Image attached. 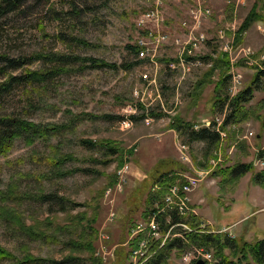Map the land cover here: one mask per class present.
Masks as SVG:
<instances>
[{
	"label": "rangeland",
	"instance_id": "1",
	"mask_svg": "<svg viewBox=\"0 0 264 264\" xmlns=\"http://www.w3.org/2000/svg\"><path fill=\"white\" fill-rule=\"evenodd\" d=\"M241 1L203 0L210 11L200 24L207 39L192 57L178 55L170 43L182 33L185 0H158L156 6L155 0H24L0 17V82L28 71L45 76L3 93L0 118L54 126L39 137L14 138L0 153V247L13 256L1 258L0 264H19L26 255L45 260L42 264L50 259L118 264L114 248L125 253L126 232L133 235L134 223H145L141 212L147 191L163 190L159 183L151 185L155 169L171 170L167 176H175L174 185L199 177L185 193L190 208L186 216H196L206 232L235 239L236 247L223 250L225 258L234 260L243 242L263 239L264 181L257 177H264L258 174H264L259 161L264 152V74L242 103L239 123L220 129L228 108L213 106L215 98H230L251 82L255 70H264L259 63L264 59V21L253 22L238 37L239 24L254 2ZM263 5L264 0L258 1L256 11L264 16ZM150 7H156L158 29L169 36L156 50L154 63L137 61L127 48L139 35L137 16ZM220 26L231 28L229 41L233 32L230 54L235 61L226 68L225 83L214 91L219 70L208 75L211 65L205 63L212 62L217 49L213 36ZM87 57L116 68L91 66L84 61ZM196 58L201 64L189 65ZM101 114L114 118L93 119ZM173 116L193 130L208 126L218 133L217 141L189 142V129L170 126ZM66 155L71 159L59 160ZM237 164H248L249 170L229 178V169ZM118 172L122 180L116 182ZM169 188L147 210L159 208ZM124 214L132 221L129 226L123 224ZM27 226L37 233L28 234ZM176 228L188 231L186 225L173 226L162 234L158 224V237L153 238L159 239L158 247L180 238ZM178 245L170 250L167 264H192L197 259L192 248L198 246L185 241ZM201 249L210 253L203 264L219 263L211 246Z\"/></svg>",
	"mask_w": 264,
	"mask_h": 264
},
{
	"label": "trees",
	"instance_id": "2",
	"mask_svg": "<svg viewBox=\"0 0 264 264\" xmlns=\"http://www.w3.org/2000/svg\"><path fill=\"white\" fill-rule=\"evenodd\" d=\"M24 0H0V17L5 15L8 12L15 11L19 8L21 3ZM260 2L262 0H254V2L251 4V8L247 11L245 16L243 17V20L239 24L238 30L236 31V35L239 37V34L246 30L253 22L255 21H264V16L256 11V3ZM228 8V7H227ZM226 8V10H227ZM238 37H236V41H238ZM127 48L131 52H135L134 48L131 45H128ZM5 58V57H3ZM60 59V58H59ZM7 63L13 62L12 60H9L7 58L4 59ZM84 61H89L91 66L94 67H108V68H116L114 64L106 63L101 60H97L95 58L87 57L84 59ZM139 61V60H137ZM208 61V60H207ZM261 65H264V59L260 60L259 62ZM17 65V64H16ZM131 64H128V66ZM211 66L208 68L207 74L210 75L214 69H218L219 73L218 76L220 78V82H216L214 84V91L218 90L220 85L222 86L229 75L225 73L226 68L228 67V62L225 60V56H217L215 58H212V62L210 64ZM14 66V65H13ZM10 66V67H13ZM125 64H121V67H124ZM255 67V66H254ZM1 71V70H0ZM1 73V72H0ZM225 73V74H224ZM264 74V70H255V72L252 74L253 78L249 84H247L244 88L241 90H238L237 93H235L230 98H227V96H223L222 98H215V101L213 103V106L216 107L217 104H225L228 108L227 114L224 116L223 120L221 121V124L219 125L220 129H223V126H225L226 123H239L243 119V111L241 110L242 103L246 102L251 96L252 92L255 89V82L258 80V78ZM44 75L40 74L35 71H28L25 74L22 75H13L9 76L4 81L0 82V96H2L3 93L9 91L12 85L19 84L21 82L25 81H42L44 80ZM209 77V76H208ZM209 82V81H208ZM216 96L218 95L216 92H214ZM138 106H140L138 104ZM94 118H114V116L107 115V114H101L94 116ZM171 127L174 128V130L179 131L181 127L184 129H189L187 134V139L189 142L192 141H202L205 142L206 145L214 144V142L218 139V133L214 132V130L210 131L208 126L207 127H201L198 130H193L191 127V124L189 122H184L180 117L173 116L171 124ZM54 126L51 125H44L39 126L34 123H30L26 120L21 119H14V118H0V153H5V151L8 149V146L12 139L24 136L25 139L27 137H39L42 132L49 131L53 129ZM182 130V129H181ZM108 150L113 151V147L108 146ZM260 157H264V152L261 153ZM70 156L66 155L60 158L59 160L62 161L64 159H69ZM71 159V158H70ZM154 170V169H153ZM249 170L248 164H237L233 167V169H229L228 171V177L232 178L230 176L231 174H234L235 176L238 174L243 173L244 171ZM71 171H67L64 173H70ZM156 173L151 177V185L154 184V186L159 183L160 187L163 188V190L159 191H153L152 189L147 191V197H146V205L145 208L141 212V216L144 219V222L146 223L148 220L147 218L151 216V214H154L155 222L157 225L159 224L160 232L163 234L165 231L169 230V227L171 225L182 223L186 225L188 231H184L180 228H176L177 230H181L180 238L175 237L173 240H168L164 242L161 246L158 247L159 239L157 240H150L149 247H148V253L150 255L142 261L141 264H167L168 255L170 250L174 248H178V243H182V241H185L186 243L194 244L198 247H208L211 246L212 252L214 254V257L219 258L218 264H264V238L256 240L252 243L245 244V242L242 243L241 248L234 252V260H231L229 258H225L222 253L223 250L226 247L233 248L236 247L235 245V239H232L228 237V235L225 233L217 234L215 232H206L204 231L199 225L197 217L194 215L189 214L188 216H178L175 214V211L172 210L169 206H166L164 201L163 204H159V208L153 209L151 212V206L154 204V202L161 198V194L165 193V187H167L169 184H173V180H175V176H167L171 173V170L169 171H158L157 169L154 170ZM260 176H264L263 172L258 173ZM258 175L256 174L255 177ZM259 178V181H264V177H257ZM115 180V179H114ZM161 206V207H160ZM165 208H168L167 210ZM150 209V210H147ZM131 211V210H128ZM127 214H124V225H128L132 223L129 217H127ZM169 217L170 220H166L165 217ZM165 220V221H164ZM129 223V224H128ZM136 224L134 223V227ZM176 227H181L176 225ZM126 229V228H125ZM128 229V228H127ZM170 230H173L170 228ZM179 232V231H178ZM27 233L34 235L37 232L33 229L27 226ZM173 234H175V230L173 231ZM126 235L128 237L124 238L123 241L127 243L128 249L125 253L121 251L119 248H114L115 251V257L118 256L120 259L118 260V264H128L129 261L127 260L129 257L130 249L134 248L136 246V242L139 239H142L145 237V232L140 231L137 233H134L133 235L128 234V231L126 232ZM183 237V238H182ZM88 249L92 250L91 247H88ZM119 249V250H118ZM237 248H235L236 250ZM117 250L119 252H117ZM238 255V257H237ZM248 256L250 258V261L248 259ZM1 258H7L12 259L13 256L11 253H9L6 249L0 247V259ZM98 260V259H97ZM45 260H40L39 258H32L30 255H26L23 257L22 260L18 261L19 264H42V262ZM49 264H61L64 263L63 261L57 262L52 259L47 260ZM65 263L68 262L67 259L64 260ZM100 261L98 260V263ZM194 261H192L193 264Z\"/></svg>",
	"mask_w": 264,
	"mask_h": 264
},
{
	"label": "built area",
	"instance_id": "3",
	"mask_svg": "<svg viewBox=\"0 0 264 264\" xmlns=\"http://www.w3.org/2000/svg\"><path fill=\"white\" fill-rule=\"evenodd\" d=\"M186 7L184 18L179 21V28L182 30V33L178 36H172L171 44L177 47L178 55L180 56H193L195 52L199 49L201 44L206 41V33L202 28H200L201 21L208 15H210V11L208 8L204 7L203 0H185ZM236 2L242 3L241 0H235ZM158 4V0H155V6ZM264 8V5L262 6ZM262 11V10H261ZM264 13V11H262ZM158 13L156 7L148 8L144 12L140 13L135 22L134 27L138 31L139 35L135 39L134 43L131 45L135 52L134 57L136 60H148L151 63H154V56L156 50L164 43L169 41V36L167 33L161 32L158 29ZM264 26V25H263ZM231 28L227 26H220L215 30V36H213V42L215 43L217 49L214 54H212V58L217 56H225L228 55V65L235 61L231 59V47L233 46V32H231L230 41L227 39ZM244 33L241 32V35ZM180 60V64H182V60ZM246 62V61H245ZM255 63V62H254ZM201 64L199 59H192L189 65H199ZM205 65L209 66L210 62L207 61ZM258 65V63H255ZM228 74V72H226ZM229 75V74H228ZM142 78H147L146 73H143ZM153 81V80H151ZM208 124V123H207ZM252 135V131L248 132ZM223 134V133H222ZM184 148L185 146L182 145ZM259 161L262 165H264V158H259ZM115 176L116 182L117 180H122L121 172H118ZM199 182V177L191 176L187 178L184 182H181L177 185H170L169 192H166L165 196H163V200L166 206H169L172 210L175 211V214L178 216H186L188 207L187 203L189 202L188 195L185 194L189 189L191 190L195 185ZM116 187H120L121 183L115 184ZM168 188H166L167 191ZM189 190V191H190ZM105 193H109L107 190ZM191 213V212H189ZM147 222L144 224L137 223L132 233H137L140 231L145 232V237L139 239L136 242V246L130 249L129 252V260L130 264H141L150 253H148V243L149 240L158 237V225L155 222L154 214H151L147 218ZM175 225V224H174ZM174 225L169 227L172 228ZM176 225L184 227V224L177 223ZM167 230V232L169 231ZM193 251L196 253L197 258L203 259L205 262L210 258L209 252H204L201 247H193Z\"/></svg>",
	"mask_w": 264,
	"mask_h": 264
},
{
	"label": "water",
	"instance_id": "4",
	"mask_svg": "<svg viewBox=\"0 0 264 264\" xmlns=\"http://www.w3.org/2000/svg\"><path fill=\"white\" fill-rule=\"evenodd\" d=\"M193 264H203V261L201 259H197L194 261Z\"/></svg>",
	"mask_w": 264,
	"mask_h": 264
},
{
	"label": "crops",
	"instance_id": "5",
	"mask_svg": "<svg viewBox=\"0 0 264 264\" xmlns=\"http://www.w3.org/2000/svg\"><path fill=\"white\" fill-rule=\"evenodd\" d=\"M264 238V237H263Z\"/></svg>",
	"mask_w": 264,
	"mask_h": 264
}]
</instances>
